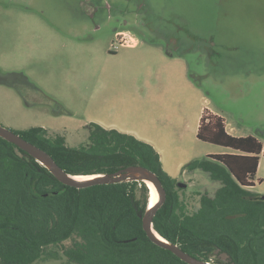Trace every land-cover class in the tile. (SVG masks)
Instances as JSON below:
<instances>
[{
	"label": "rangeland",
	"instance_id": "374dc122",
	"mask_svg": "<svg viewBox=\"0 0 264 264\" xmlns=\"http://www.w3.org/2000/svg\"><path fill=\"white\" fill-rule=\"evenodd\" d=\"M94 1L0 0L1 126L13 131L43 126L51 135L66 136L69 147H79L89 140V123L118 115L117 107L99 100L102 71L120 72L103 94L113 99L135 92L140 115L141 107L155 111L171 101L169 65L177 57L203 98L190 112L204 105L236 129L235 137L264 141V0H97L98 7L106 2L111 10L101 9L93 18ZM116 8H140V15L121 16ZM120 30L141 46L120 47ZM186 84L185 78L176 80L177 87ZM112 88L117 89L110 96ZM187 142L200 154L197 160L219 148L194 134ZM257 177L264 188L263 156ZM177 181L187 185L179 189L190 213L202 195L213 197L221 187L201 170ZM56 250L58 260L34 264H69L62 249Z\"/></svg>",
	"mask_w": 264,
	"mask_h": 264
},
{
	"label": "trees",
	"instance_id": "16d2710c",
	"mask_svg": "<svg viewBox=\"0 0 264 264\" xmlns=\"http://www.w3.org/2000/svg\"><path fill=\"white\" fill-rule=\"evenodd\" d=\"M87 129L89 140L79 147H69L65 136L42 127L14 132L47 152L70 175L109 174L132 165L149 168L166 190L153 222L163 238L211 264L224 263L217 250L228 253L235 264H264V195L250 190L264 157L258 138L229 134L223 117L205 111L198 139L233 152L184 167L201 170L221 184L213 197L202 195L199 208L190 213L178 181L163 169L152 145L95 123ZM149 198L144 182L86 189L63 185L0 137V264L58 260V248L69 264H187L145 233L141 215Z\"/></svg>",
	"mask_w": 264,
	"mask_h": 264
},
{
	"label": "crops",
	"instance_id": "0c3cea01",
	"mask_svg": "<svg viewBox=\"0 0 264 264\" xmlns=\"http://www.w3.org/2000/svg\"><path fill=\"white\" fill-rule=\"evenodd\" d=\"M120 32V31H118ZM126 32V31H121ZM130 33V32H129ZM141 46V42L137 39V43L132 47H122L130 50H137ZM148 54V53H147ZM117 57V55H116ZM127 59L131 61V57L127 56ZM165 60L169 58L164 57ZM172 61V62H171ZM182 60L180 58H171L170 69H172L168 76L171 79L170 88L167 89L172 98L169 103L155 111H151L149 108L143 110L141 107V114L134 107L133 103L135 100V92L133 91H122L121 96L118 93V97H106L105 93L108 86L106 83L114 82L118 80V75L120 72L113 71H102L100 74V79L98 81V86L96 90L100 91V99L104 102L101 104L108 107L106 103H110L109 106L115 108L117 107V114L112 119H101L97 117L95 123L107 130H116L120 133L132 135L135 138L146 142L154 147V149L160 155L163 169L174 179H178L187 173L184 167L191 161L197 160L200 156L198 151L196 152L192 146L187 142L188 137L192 134L197 136L201 124L202 116L207 110L206 106L199 105L195 108V112H190L192 109L193 102L202 100L200 92L196 87L187 79L188 71L185 70L184 66L181 64ZM171 63L173 64L171 66ZM105 78V79H103ZM185 78L186 86H176V80L181 82V79ZM117 88H112L108 90V94L112 96ZM183 93H187L184 95ZM166 93L162 96L166 100ZM184 96L188 97L187 99ZM122 103L121 107H118L119 103ZM131 102V105L128 103ZM206 102V100H204ZM115 105H114V104ZM164 102H161V106ZM213 114H217L215 111L210 110ZM226 121V119H225ZM90 124V123H89ZM88 125V124H87ZM84 125L83 127H85ZM45 128L47 131L48 129ZM226 130L229 134L237 136L235 134L236 129L230 128L229 124L226 122ZM189 135V136H188ZM66 137V136H65ZM67 140V138H66ZM199 140V139H198ZM201 141V140H200ZM263 145L264 141L260 140ZM183 142H187V146L183 145ZM203 142V141H202ZM206 143V142H203ZM208 145L217 146L214 144L207 143ZM217 151H210L207 156L227 154L233 151L224 147L218 146ZM261 160L258 168L257 175L260 172ZM254 180V186L250 189L251 191L264 195V188L261 183H259V177ZM217 183V182H216Z\"/></svg>",
	"mask_w": 264,
	"mask_h": 264
},
{
	"label": "water",
	"instance_id": "95a60500",
	"mask_svg": "<svg viewBox=\"0 0 264 264\" xmlns=\"http://www.w3.org/2000/svg\"><path fill=\"white\" fill-rule=\"evenodd\" d=\"M0 137L8 141L9 143L14 144L19 149L23 150L28 155L33 157L38 163L47 168L60 183L69 187L86 189L98 185L119 184L126 182H144L148 186V183H151L158 192V201L154 206H150L149 201L147 211L141 215L143 229L148 238L159 247L171 251L180 260L187 264H209L208 262L199 260L186 253L180 246L167 241L154 229V218L158 210L166 201L167 195L160 178L149 168L141 165H132L126 168H122L115 173L90 175V179L78 180L76 177H79V175L68 174L54 161V159L47 152L28 142L13 130L0 125ZM178 187L186 188L187 185L182 182H178ZM148 188L150 189L149 186ZM262 199H264V196L262 197ZM216 255L222 261L227 262V264H235L232 261L231 256L226 252L217 250Z\"/></svg>",
	"mask_w": 264,
	"mask_h": 264
},
{
	"label": "flooded vegetation",
	"instance_id": "af4514ba",
	"mask_svg": "<svg viewBox=\"0 0 264 264\" xmlns=\"http://www.w3.org/2000/svg\"><path fill=\"white\" fill-rule=\"evenodd\" d=\"M92 1H94V0H92ZM96 2H98V1L96 0ZM96 2L95 1L93 2L94 5H93V8H92V12H91L93 18H94V16L96 17L97 14L103 13V11H101V9H104V10H109L110 9L111 10V7L108 4H106V2L104 3L103 8L100 7V6L98 7V4ZM139 10H140V8H134V9H132L130 11H128V10L125 11V10H123L121 8H119V9L116 8L115 12L118 13V14H120L121 16H125L126 15V16H133L134 17V15H136V16H139L140 15L139 14ZM125 23H127V22H125ZM174 49L175 50H178L179 48L176 47Z\"/></svg>",
	"mask_w": 264,
	"mask_h": 264
},
{
	"label": "built area",
	"instance_id": "2783aa9c",
	"mask_svg": "<svg viewBox=\"0 0 264 264\" xmlns=\"http://www.w3.org/2000/svg\"><path fill=\"white\" fill-rule=\"evenodd\" d=\"M116 38L118 40V44L120 47H132L135 46L137 43V39L135 37H132L129 32H117ZM115 49L118 48V45L116 44V47L113 46ZM210 264V263H209Z\"/></svg>",
	"mask_w": 264,
	"mask_h": 264
},
{
	"label": "bare ground",
	"instance_id": "6f19581e",
	"mask_svg": "<svg viewBox=\"0 0 264 264\" xmlns=\"http://www.w3.org/2000/svg\"><path fill=\"white\" fill-rule=\"evenodd\" d=\"M78 180H86V179H90V176H79L76 177ZM148 186L150 187V206H154L157 201H158V192L156 190V188L151 184L148 183Z\"/></svg>",
	"mask_w": 264,
	"mask_h": 264
}]
</instances>
